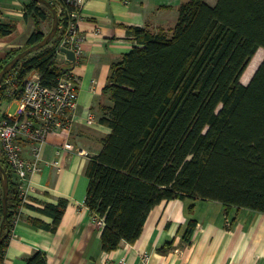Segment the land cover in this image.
Wrapping results in <instances>:
<instances>
[{
	"label": "trees",
	"instance_id": "1",
	"mask_svg": "<svg viewBox=\"0 0 264 264\" xmlns=\"http://www.w3.org/2000/svg\"><path fill=\"white\" fill-rule=\"evenodd\" d=\"M46 1L57 12V32L12 71L18 69V82L35 71L42 85L52 87L63 73L54 58L71 7L64 0ZM40 6L30 0L25 7L24 17L32 19L34 31L24 49L44 37L39 25L47 13L51 26L50 12ZM177 13L170 36L130 29L135 46L112 65L102 91L111 106L100 124L110 132L85 168L84 206L103 221L100 245L105 253L121 242L134 244L149 212L163 201L187 200L188 211L200 200L219 203L225 213L264 214V59L253 74L258 57L264 56V0H215L213 5L185 0ZM12 30L0 24V37ZM22 50L0 61V70ZM0 165L8 179L9 229L0 244L1 262L25 203L1 154ZM65 206L60 200L36 209L52 219L49 226L38 225L53 231ZM194 226L188 222L183 240L188 241ZM27 264L43 260L36 255Z\"/></svg>",
	"mask_w": 264,
	"mask_h": 264
},
{
	"label": "crops",
	"instance_id": "2",
	"mask_svg": "<svg viewBox=\"0 0 264 264\" xmlns=\"http://www.w3.org/2000/svg\"><path fill=\"white\" fill-rule=\"evenodd\" d=\"M183 1H85L78 23L81 55L71 69L77 89L73 121L50 134L40 150V171L30 177L25 205L2 249L3 264H27L36 255L43 264H144L143 255L147 256L145 264H264V214L236 209L225 213L219 203L200 200L188 211L187 200L163 201L149 212L134 244L121 242L115 251L105 253L100 245L102 228L94 224L84 206L85 168L110 132L100 124L105 109L111 106L109 95L102 93L110 69L135 46L131 28L152 34L163 31L170 36ZM29 3L0 0V24L13 27L10 34L0 37V61L10 52L24 49L34 31L32 19L24 17ZM49 29L46 18L39 31L45 35ZM4 104L8 110L1 109ZM13 104L8 97H0V114H8ZM88 113L96 117L90 125L85 123ZM59 149L64 150L58 157ZM22 156L31 157L26 143ZM53 161L58 165L52 166ZM60 200L66 206L58 226L53 231L40 227L49 226L52 219L36 209L57 205ZM189 221L195 226L185 241L183 233ZM161 248L163 252H159Z\"/></svg>",
	"mask_w": 264,
	"mask_h": 264
},
{
	"label": "built area",
	"instance_id": "3",
	"mask_svg": "<svg viewBox=\"0 0 264 264\" xmlns=\"http://www.w3.org/2000/svg\"><path fill=\"white\" fill-rule=\"evenodd\" d=\"M85 1L64 0V3L71 9L66 12L67 22L62 29L54 58L55 62L62 66L65 62V55L61 49L73 53L74 66L80 58L81 37L78 23L82 19ZM17 75L18 69L11 70L0 85V97H8L16 103L13 114L0 115V154L11 170L23 204L26 201L31 175L40 171L42 163L40 150L46 143L47 137L59 128L69 127L73 121L77 89L71 70L62 73L52 87L42 85L40 76L35 71L27 73L21 82L17 81ZM95 121L96 117L93 113L86 115V124L90 125ZM24 143L30 146V159L22 156ZM64 148L67 147L64 146ZM63 150L56 151V155L59 157ZM78 154L83 155V152L78 151ZM51 165L57 166L58 162L53 161ZM18 217L19 215L15 217V221ZM92 219L97 227H103L101 219L93 216ZM224 223L229 226L227 220ZM142 260L145 264L147 256L143 255ZM0 264H3L2 261ZM119 264L125 263L121 261Z\"/></svg>",
	"mask_w": 264,
	"mask_h": 264
},
{
	"label": "water",
	"instance_id": "4",
	"mask_svg": "<svg viewBox=\"0 0 264 264\" xmlns=\"http://www.w3.org/2000/svg\"><path fill=\"white\" fill-rule=\"evenodd\" d=\"M43 7H45L51 14V26L49 31L44 35V37L36 44L22 50L18 54H16L11 60L5 63L0 70V85L4 79V77L13 69V67L24 57L37 52L38 50L47 46L51 40L54 38L57 28H58V16L55 9L51 7V5L46 0H32ZM61 52L65 55V62L62 67L63 73L71 70L74 66V57L73 53L66 50L61 49ZM0 190H1V221H0V244L6 238L9 233V229L7 226V195H8V179L6 173L2 166L0 165ZM3 225H5V231L3 233Z\"/></svg>",
	"mask_w": 264,
	"mask_h": 264
},
{
	"label": "rangeland",
	"instance_id": "5",
	"mask_svg": "<svg viewBox=\"0 0 264 264\" xmlns=\"http://www.w3.org/2000/svg\"><path fill=\"white\" fill-rule=\"evenodd\" d=\"M206 2H207L209 5H213L214 2H215V0H206ZM40 7H42V6H40ZM42 8H43V7H42ZM46 18H47V23H48V25H49V23H50V19H49L48 13L46 14ZM263 59H264V56H263L262 58H261V56L258 57V63H257V65H256V68H255L253 74L255 73V71L257 70V68L259 67V65L262 63ZM252 76H253V75H252ZM240 79H241V78H240ZM240 83H241V82H240ZM241 84H242V83H241ZM247 84H248V83H247ZM244 85H246V84H244ZM8 105H9V104H8ZM1 109H2L3 111L8 110V109H7V104L2 105V106H1ZM15 109H16V104L11 105L10 108H9V113H10V114H13V113L15 112ZM0 115H1V114H0Z\"/></svg>",
	"mask_w": 264,
	"mask_h": 264
}]
</instances>
